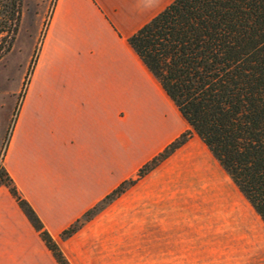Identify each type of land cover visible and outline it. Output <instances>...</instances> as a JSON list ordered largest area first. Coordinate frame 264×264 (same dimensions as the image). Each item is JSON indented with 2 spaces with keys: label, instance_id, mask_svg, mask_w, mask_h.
I'll use <instances>...</instances> for the list:
<instances>
[{
  "label": "crops",
  "instance_id": "obj_1",
  "mask_svg": "<svg viewBox=\"0 0 264 264\" xmlns=\"http://www.w3.org/2000/svg\"><path fill=\"white\" fill-rule=\"evenodd\" d=\"M172 1L57 0L3 167L70 264H264V221L256 211L251 218L204 216L216 229L191 227L198 206H210L213 175L191 167L188 180L179 179L173 156L63 236L190 130L128 45ZM12 113L0 114V141ZM193 143L189 161L217 160L196 134L185 147ZM0 264H58L5 186Z\"/></svg>",
  "mask_w": 264,
  "mask_h": 264
},
{
  "label": "trees",
  "instance_id": "obj_2",
  "mask_svg": "<svg viewBox=\"0 0 264 264\" xmlns=\"http://www.w3.org/2000/svg\"><path fill=\"white\" fill-rule=\"evenodd\" d=\"M22 0H0V35H16ZM128 45L190 130L123 182L63 236L148 175L196 134L264 221V0H174ZM5 186L59 264H69L2 169Z\"/></svg>",
  "mask_w": 264,
  "mask_h": 264
},
{
  "label": "rangeland",
  "instance_id": "obj_3",
  "mask_svg": "<svg viewBox=\"0 0 264 264\" xmlns=\"http://www.w3.org/2000/svg\"><path fill=\"white\" fill-rule=\"evenodd\" d=\"M56 3L57 0H22L21 18L16 35L14 37L11 33L0 35V114L5 116L13 111L8 135L0 141V172L2 169H5L3 167V159L11 127L15 123L14 117L17 107L23 93L30 86L34 72L38 69L39 53L46 38ZM45 70H48L46 66L41 71L46 72ZM189 140L168 157V159L172 156L175 158V165H172H174L173 167L177 171V177L188 180L192 172L191 169H198L200 167V172L206 170V172L213 175L214 179L209 184H204L207 186L206 192L209 195L210 206L206 208L205 206L197 205L196 212L200 213L197 221L191 227H194L199 232L204 231L201 227L206 226H212L216 229L219 224L202 223L204 216H210L211 219L216 217L213 221L215 219L217 221V218L222 215L243 216L247 218L256 215L255 210L240 192L231 177L223 171L222 166L217 160L203 156L199 162L197 160L195 162L193 160L189 161L190 152L197 150L194 143L191 145V148L190 146L185 147ZM160 165L152 171L156 170ZM174 179L172 178L171 181ZM185 226L187 227V225ZM237 227L239 225H232V232L235 234L240 232V229H237Z\"/></svg>",
  "mask_w": 264,
  "mask_h": 264
},
{
  "label": "built area",
  "instance_id": "obj_4",
  "mask_svg": "<svg viewBox=\"0 0 264 264\" xmlns=\"http://www.w3.org/2000/svg\"><path fill=\"white\" fill-rule=\"evenodd\" d=\"M16 116H17V112H16V115H15V117H14L15 120H16ZM15 120H14V121H15ZM13 124H14V123H13ZM13 126H14V125H12L11 130H12Z\"/></svg>",
  "mask_w": 264,
  "mask_h": 264
}]
</instances>
